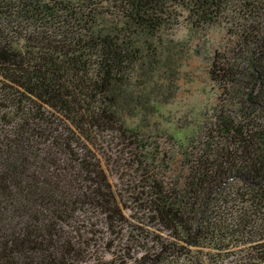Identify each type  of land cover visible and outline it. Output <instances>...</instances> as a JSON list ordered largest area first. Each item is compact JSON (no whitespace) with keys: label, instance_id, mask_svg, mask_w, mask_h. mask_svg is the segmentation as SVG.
I'll list each match as a JSON object with an SVG mask.
<instances>
[{"label":"trees","instance_id":"1","mask_svg":"<svg viewBox=\"0 0 264 264\" xmlns=\"http://www.w3.org/2000/svg\"><path fill=\"white\" fill-rule=\"evenodd\" d=\"M227 9L240 40L209 77L230 109L160 142L143 127L177 92L187 45L173 31ZM104 137L171 238L139 257L121 245L122 264H264V0H0V264H84L91 248L98 263L116 248L127 206Z\"/></svg>","mask_w":264,"mask_h":264},{"label":"rangeland","instance_id":"2","mask_svg":"<svg viewBox=\"0 0 264 264\" xmlns=\"http://www.w3.org/2000/svg\"><path fill=\"white\" fill-rule=\"evenodd\" d=\"M225 17L232 19L228 25L222 22ZM234 19L230 9H227L219 21L205 25L203 30L192 32L188 31L184 25H180L173 31V38L187 45V49L184 50L186 57L182 61L177 80V92L170 102L160 109L159 115L151 122L149 121L148 127H143L144 132L152 135L162 134L164 137H160V142H163L167 139L168 130L175 132L177 129L178 138L183 140L199 130L197 127L204 121L205 115L210 116L213 113L214 107L223 106L225 109H230L232 101L221 96L222 88L210 80L209 68L215 54L219 56L217 62H224L228 59V52H231L235 44L239 42L240 39L236 35H239V32H230L235 26L236 19ZM132 121L134 120H129V122ZM107 140L109 141V137H104L102 144L107 145ZM119 141V138L111 141L113 143L110 145L112 153L110 162H113L111 166L113 169L109 174V180L114 190L120 195L123 204L127 206L124 211L127 216L126 223L124 228H121L119 238L114 241L116 248L113 247L114 249H111L109 253H104L103 262L97 263L93 255L94 249L91 248V257L84 264H122L120 258L123 250L121 251V248L124 246L121 245L125 243L132 252H136L134 257H139L143 251L147 250L146 248L153 246L154 237L162 236L171 240L169 232L158 231V226H153L148 221L150 215L143 206V197L139 194L143 181H141V175L134 170L136 167L122 166L117 171L118 161L127 155V150L121 149ZM180 170V158L174 159L166 176L175 178ZM139 196L141 200H135ZM95 248L98 251V247L95 246ZM99 254L101 251H98Z\"/></svg>","mask_w":264,"mask_h":264}]
</instances>
